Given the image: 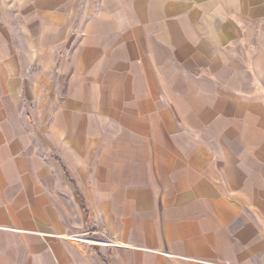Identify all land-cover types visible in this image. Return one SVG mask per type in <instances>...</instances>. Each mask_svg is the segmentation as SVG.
Masks as SVG:
<instances>
[{
  "label": "crops",
  "instance_id": "obj_1",
  "mask_svg": "<svg viewBox=\"0 0 264 264\" xmlns=\"http://www.w3.org/2000/svg\"><path fill=\"white\" fill-rule=\"evenodd\" d=\"M67 4L0 0V264H264V0Z\"/></svg>",
  "mask_w": 264,
  "mask_h": 264
},
{
  "label": "rangeland",
  "instance_id": "obj_2",
  "mask_svg": "<svg viewBox=\"0 0 264 264\" xmlns=\"http://www.w3.org/2000/svg\"><path fill=\"white\" fill-rule=\"evenodd\" d=\"M88 1L89 0H62V3H68V7L77 5L76 14L79 15L82 13L81 10L85 6V3H88ZM35 103V100L29 103L30 124L33 126L31 132V135L33 136V142L43 143L47 169L52 173H59L61 175V182H68V179L64 177V173H66V171L72 173V165H69L66 160L62 157V155H59L58 151L54 150L52 145V136L47 129L44 130L43 138L41 137L40 133L36 132L37 121L35 115ZM38 146L40 149V144ZM59 159L61 162L59 161ZM69 187L73 186L69 184ZM72 192L73 194L67 193V195L65 196L69 208L68 212L65 213V215L67 216L66 220L69 226L72 229L76 230V234L73 238L76 242L81 243L83 245L85 244L94 255L98 256L99 248L97 247H103L104 242H106L105 240H109L108 233L105 232L106 230L104 231L103 225L100 222V224L90 226V223L88 222L89 211L87 212L83 208V202L80 198L79 189L76 188L77 195L74 194V190ZM96 263L102 264V260L99 256L98 262Z\"/></svg>",
  "mask_w": 264,
  "mask_h": 264
},
{
  "label": "trees",
  "instance_id": "obj_3",
  "mask_svg": "<svg viewBox=\"0 0 264 264\" xmlns=\"http://www.w3.org/2000/svg\"><path fill=\"white\" fill-rule=\"evenodd\" d=\"M102 264H106V261H105V259H102Z\"/></svg>",
  "mask_w": 264,
  "mask_h": 264
}]
</instances>
